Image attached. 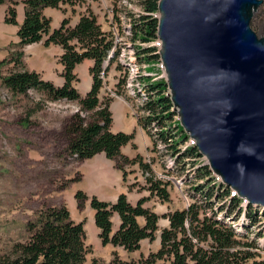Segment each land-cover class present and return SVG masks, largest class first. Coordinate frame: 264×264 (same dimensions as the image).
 Instances as JSON below:
<instances>
[{"label":"trees","instance_id":"obj_1","mask_svg":"<svg viewBox=\"0 0 264 264\" xmlns=\"http://www.w3.org/2000/svg\"><path fill=\"white\" fill-rule=\"evenodd\" d=\"M69 1L71 0H24V19L17 32L19 41L13 44L16 51L9 55L10 62L21 66V50L24 46L37 43L43 38H45L43 42L45 46L50 44L61 46L64 51L60 58L64 69L63 85L55 88L52 84L42 81L34 72L13 69L2 79L3 87L15 96H23L33 90L46 94L53 101L77 103L83 113L91 114V119L84 120L76 115L78 119L71 124L68 149L72 157L80 162L98 153H104L118 169L138 161L144 173L150 174L146 177L150 194L166 202L169 194L161 186L160 181L154 179L150 166L142 164L138 158L136 161H129L120 154L121 147L130 143L133 135L113 134L109 130L110 113L106 104L100 103L98 98L102 64L111 45L107 36L101 32L92 15H82L74 27H69L68 20H63L61 26L53 31L50 30V21L43 16V9L58 8ZM4 2L0 0V4ZM137 2L142 11L137 14L138 20L132 23L133 39L145 44L137 49V53L139 56L144 55L148 64L159 63V49L155 45L158 25L157 0ZM15 19V9L9 6L5 22L15 25ZM85 59L93 61L90 69L92 86L89 93L84 98H80L72 87L73 82L76 81L73 71ZM110 62H113V59ZM145 83L147 100L141 107L145 113L141 125L149 135L151 133L155 135V141L162 143L169 154L178 155L176 159L179 169L186 164L184 162L187 159L196 161L192 170L195 181L191 189L200 198L188 208L173 211L165 216L168 225L161 229L160 245L156 252L146 256L140 255L137 260L134 258L123 260L114 253L108 264H264V259L253 252L259 245L258 240L263 238L262 235L245 241V236L237 235L223 219L216 218L218 215L212 210V203L219 194L226 203L221 211L228 216L232 215L230 213L232 211L233 213L240 211L242 200L232 196L227 186L214 185L217 184L216 179L207 165L202 166L197 149L176 118L177 113L170 101L165 79L151 81L150 78H146ZM154 129L156 130L153 132ZM195 171L198 173L194 177ZM76 198L80 202L88 199L81 192L76 194ZM144 201L140 200L132 206L127 202L124 194H121L114 204L103 203L95 198L90 199V206L95 211L94 222L100 230L99 237L103 245L111 244L132 254L140 249L142 240L155 239L159 216L143 208ZM246 210L245 216L252 223L259 218V215H264V211L260 213L259 208H253L251 205H248ZM113 214L118 215L121 223L119 229L111 234ZM137 217L145 219L144 226H139ZM27 234L25 241L16 242L4 256L0 257V264L85 263L89 248L83 242L82 224L71 221L65 207L49 208L45 212L38 213L36 221L27 225ZM92 264L102 263L93 260Z\"/></svg>","mask_w":264,"mask_h":264},{"label":"water","instance_id":"obj_2","mask_svg":"<svg viewBox=\"0 0 264 264\" xmlns=\"http://www.w3.org/2000/svg\"><path fill=\"white\" fill-rule=\"evenodd\" d=\"M261 0H157L158 55L183 131L220 183L264 209Z\"/></svg>","mask_w":264,"mask_h":264},{"label":"rangeland","instance_id":"obj_3","mask_svg":"<svg viewBox=\"0 0 264 264\" xmlns=\"http://www.w3.org/2000/svg\"><path fill=\"white\" fill-rule=\"evenodd\" d=\"M4 1V4L0 7L13 6L23 0ZM261 1V6L254 13L250 22L251 29L258 37L264 35V1ZM67 5L73 16L75 14L92 15L97 24L100 25L101 30L105 31L109 30L111 21H117V15L142 11L137 0H71ZM125 16H131L133 23L138 20L132 15ZM5 24L4 18L2 21L0 17V25L5 27ZM6 43L5 40H2L0 34V46H3L0 47V257L9 251L13 244L27 239V225L36 221L38 213L45 212L49 208L63 206L67 209L70 217L71 191H73V187L79 182V177H81L79 171L81 161L79 162L76 158H73L68 149L71 138L70 128L71 124L76 121L75 119H78L76 115L84 120L91 119V114L83 113L80 110V106L75 102L53 101L46 94L33 90L28 91L26 95L15 96L5 89L2 79L10 70L24 69L28 71L33 68V65L37 67L41 63L38 62L31 47L24 46L21 50V66L15 65L9 61V55L15 52L16 48L12 44L7 45ZM6 48H10L12 52H6ZM142 69L149 74V78L165 76L161 65L159 66L156 63H149ZM101 92L104 95L100 98V101L106 104L107 108L112 101L119 99L128 106L129 113H132V107L135 104L132 99L127 96L119 97V95L114 97L112 94L109 97L105 89H102ZM176 118L178 119V116ZM161 148L158 147L156 150L157 154L155 157L157 159L160 158V154L163 151ZM121 156L123 155L121 154ZM123 157L129 161H136L138 158L142 164L147 163L146 159L140 156L133 159ZM205 161V159H201L202 166L205 165ZM194 163L196 161H186L188 165L186 170L189 171L187 175L190 174V177H184L185 180L182 181L181 189L179 191L170 190L169 199L166 202H162L159 198L153 199L151 201L153 204L149 210H156V212L161 210L169 213L185 208L187 201L189 203L196 202L200 198L191 189L195 181L192 171ZM155 165H159V163ZM131 166L132 164L124 165L123 167L121 165V170H127L125 173L129 176L128 179L135 181V187L141 189L140 182L144 183L146 181L145 174L141 171L140 165L141 173L132 171ZM154 168L158 169L157 166ZM197 173L196 171L194 172V177ZM213 176L218 178L214 174ZM228 190L232 192L230 187H228ZM77 193L73 196V200L75 199L77 204L76 212L82 214L79 217L87 222L89 219L88 214L85 213L83 208L85 201L80 202L76 198ZM223 200L222 195L219 194L218 198L212 203L213 209H211L215 210L219 218L223 217L224 211H221V209L226 206ZM155 204L157 205L155 206ZM158 206L160 209H158ZM233 212H230L232 213L230 215V223L231 225H238L240 221H237L236 215H241V213L240 211ZM257 222L260 223L261 227L259 229L260 232L256 235V237H259L264 234V215H259V218L254 223ZM157 224V227L160 225L159 229L165 225L167 226L168 222L165 216L160 217ZM253 230L255 231L256 229L254 228ZM250 233L251 230L245 235V241L255 237L253 232L252 234ZM153 241L142 242L140 249L133 252L130 256L137 260L140 255H147L153 249L156 250L157 244ZM88 248L90 252L87 253L84 264H92L93 260L107 264L114 253L119 258H129L128 253L120 247H113L111 250V247H105V245L99 243L98 246L94 247L92 245L88 246ZM253 252L263 257L264 247L262 248L258 245Z\"/></svg>","mask_w":264,"mask_h":264},{"label":"crops","instance_id":"obj_4","mask_svg":"<svg viewBox=\"0 0 264 264\" xmlns=\"http://www.w3.org/2000/svg\"><path fill=\"white\" fill-rule=\"evenodd\" d=\"M1 5L3 4H0V6ZM6 7L8 8L9 6L6 5ZM6 7H0V17L2 21L4 18V22ZM11 7H13L16 12V24H5V27L0 25L1 38L7 42V45L18 43L19 39L17 37V32L19 26L23 22L25 13V5L22 1L17 2L16 5ZM42 13L43 16L50 21L51 31L58 29L61 26L63 20H68L69 25L75 26L82 16L78 14L73 16L67 4L60 5L58 8H45L43 9ZM44 39L45 38L37 43L27 45L35 52L34 54L37 57L38 62H41L39 66L34 67L36 65H33V68H30L28 71L38 74L42 81L50 83L55 87H60L64 83V79L62 77L63 65L60 63V58L64 51L59 45L50 44L49 46H45L43 43ZM6 52L12 51L10 48H6ZM92 65V60L85 59L80 64H78L73 71V74L76 76V81L73 83V87L81 97L86 96L91 88L92 78L90 75V68ZM127 107L128 106L119 99L114 100L109 104L108 111L111 117L109 130L113 134H133L132 141L125 146H122L120 153L129 159H133L137 156L142 158L145 156L146 150L150 145L149 137L141 128H139L135 119L129 113ZM131 170L140 172L138 162L132 164ZM79 171L81 177H79V182H77V184L73 187V191H71L70 218L75 224H82L84 230L83 242L87 248L88 246L93 245L95 247L98 246L99 243L101 244L99 237L100 230L96 227L94 222L95 211L90 206L91 198H95L103 203L114 204L117 198L121 194H124L126 196L127 202L132 206H135L140 200H145L142 206L146 209H149L153 204L151 201L153 199L156 200L157 198L155 195L150 194L145 182H140V186H142L141 189L135 187L136 182L128 179L129 176H127L125 173L127 170L122 171L121 169L116 168L114 162L108 159L104 153H98L89 159L81 161ZM76 192H81L88 198L83 206L85 213L88 214L89 219L87 222L79 217L82 216V214L76 212L77 204L75 199L73 200V196H75ZM156 205L157 204H155V206ZM158 209H160V207ZM151 212L158 215L159 217L165 216V213H167L162 212L161 210L157 212L156 210ZM136 221L139 226H144L145 224V219L143 217H137ZM120 223L121 222L118 215L113 214L111 216V234H114L119 229ZM158 227H160V225ZM163 228H158L156 231L153 242L157 244V247L156 250L153 249L151 252H156L158 250L160 245L159 235L161 229ZM145 241L149 240H142L140 242V247L142 242ZM105 247H111L110 249L112 250L114 246L107 244ZM130 255L131 254H128L129 258H132Z\"/></svg>","mask_w":264,"mask_h":264},{"label":"built area","instance_id":"obj_5","mask_svg":"<svg viewBox=\"0 0 264 264\" xmlns=\"http://www.w3.org/2000/svg\"><path fill=\"white\" fill-rule=\"evenodd\" d=\"M138 13L130 12V15H132V17L134 18H138ZM125 15L128 14L117 15V21H111L110 28L106 32L111 44V48L108 52L106 60L110 61L113 59L114 64L117 66V71L112 75L102 73V89L106 90V93L109 97L112 94V96L114 97L119 95V97L127 96L129 99H132L135 104L134 107H132L131 115L137 120V122H140L143 120V117L145 115V113L141 110V107L147 100L145 79L149 78L150 76L145 70L142 69L143 67L145 68L148 65V63H146L145 61L144 55L139 56L137 53V49L143 47L145 44L138 39H133V20L130 18L131 16L126 17ZM156 64L159 66L161 65V63ZM161 78L164 77L159 76L150 79L151 81H153ZM155 130L156 129H154L153 132ZM154 137L155 135L151 133V135L149 136L151 147L149 152H147V163L150 166V171L157 180H159L163 184H167L169 188L173 187V189L179 191L181 189L182 181L185 180L184 177H190V174L187 175V172L189 171L186 170V166L188 165H182V167L179 169L177 165L178 161L176 159L178 155L172 156L171 154H169L166 151V147L162 143L156 142ZM158 147H162L161 150H163L160 154L159 159L155 157ZM201 159L205 158L201 157ZM187 160H185L184 163H186ZM156 163H159V165H155ZM204 163L206 165V161ZM154 165L157 166L158 169H155ZM145 176H150V174L146 173ZM215 185H217V187L219 186L218 183ZM258 208L260 209V213L264 211L262 208ZM237 221H240L238 225H231V228L236 233L243 231L247 235L248 231L251 230L250 234H252L253 232V235L256 237V235L260 232L259 229L261 227L259 222L252 223L249 220H245L243 218ZM254 228L256 229L255 231L253 230ZM261 235L264 237V234ZM258 243L260 247H264L263 238H260L258 240Z\"/></svg>","mask_w":264,"mask_h":264}]
</instances>
